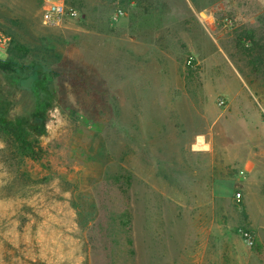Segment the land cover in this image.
I'll list each match as a JSON object with an SVG mask.
<instances>
[{
  "label": "rangeland",
  "instance_id": "obj_1",
  "mask_svg": "<svg viewBox=\"0 0 264 264\" xmlns=\"http://www.w3.org/2000/svg\"><path fill=\"white\" fill-rule=\"evenodd\" d=\"M58 1L0 0L7 119L53 96L36 159L0 132V264H264V0Z\"/></svg>",
  "mask_w": 264,
  "mask_h": 264
},
{
  "label": "trees",
  "instance_id": "obj_2",
  "mask_svg": "<svg viewBox=\"0 0 264 264\" xmlns=\"http://www.w3.org/2000/svg\"><path fill=\"white\" fill-rule=\"evenodd\" d=\"M65 4L67 6L71 5L67 2H65ZM14 49H16V52L22 53L25 50L23 47L17 46ZM190 64H194V61L189 60V65ZM24 71L25 69L21 67V64L16 62L15 59H0V73L11 86H16L18 84V78L15 77H19ZM49 83L50 78L46 76L35 82L32 91L37 95V90L41 89L43 95L36 96V105L28 117L18 118L15 122L7 119L8 103L0 101V132L2 135L6 136L8 140L16 143L19 149L25 153V156L30 159H36L38 157L34 150V145H36L38 138L46 134L47 111L51 107L53 101V96L48 92ZM36 148L39 149L38 145ZM25 150L26 152H24ZM252 250L258 258L264 259V249L257 242L256 238H254Z\"/></svg>",
  "mask_w": 264,
  "mask_h": 264
},
{
  "label": "built area",
  "instance_id": "obj_3",
  "mask_svg": "<svg viewBox=\"0 0 264 264\" xmlns=\"http://www.w3.org/2000/svg\"><path fill=\"white\" fill-rule=\"evenodd\" d=\"M118 15H123L122 10H117ZM78 16V12L75 8L67 6L62 0L58 2L50 3L42 12L41 14V24L44 27L49 28H59L63 26L67 20L75 19ZM0 39L2 40V45H5L8 40L3 38L0 33ZM264 114V110H263ZM239 196H236V201L240 203ZM241 236L243 237L245 243L249 247L254 246V237L252 236L251 232L247 230L241 231Z\"/></svg>",
  "mask_w": 264,
  "mask_h": 264
},
{
  "label": "bare ground",
  "instance_id": "obj_4",
  "mask_svg": "<svg viewBox=\"0 0 264 264\" xmlns=\"http://www.w3.org/2000/svg\"><path fill=\"white\" fill-rule=\"evenodd\" d=\"M205 147L206 146L204 145L202 138H198V141H197V144L195 145V148H197V149H203Z\"/></svg>",
  "mask_w": 264,
  "mask_h": 264
},
{
  "label": "crops",
  "instance_id": "obj_5",
  "mask_svg": "<svg viewBox=\"0 0 264 264\" xmlns=\"http://www.w3.org/2000/svg\"><path fill=\"white\" fill-rule=\"evenodd\" d=\"M257 242L263 247L264 249V239L262 237L257 236ZM254 253V252H253ZM256 256V255H255ZM257 257V256H256ZM258 258V257H257ZM260 259V258H259Z\"/></svg>",
  "mask_w": 264,
  "mask_h": 264
},
{
  "label": "water",
  "instance_id": "obj_6",
  "mask_svg": "<svg viewBox=\"0 0 264 264\" xmlns=\"http://www.w3.org/2000/svg\"><path fill=\"white\" fill-rule=\"evenodd\" d=\"M200 15L205 19V17L207 18V16L205 15V13H200ZM205 20H209V21H211V18H207V19H205Z\"/></svg>",
  "mask_w": 264,
  "mask_h": 264
}]
</instances>
